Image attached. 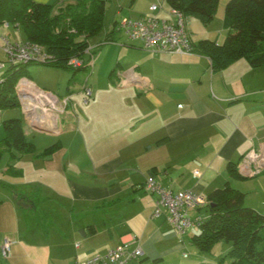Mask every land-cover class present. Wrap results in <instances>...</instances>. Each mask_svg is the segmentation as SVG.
<instances>
[{"label":"crops","instance_id":"0c3cea01","mask_svg":"<svg viewBox=\"0 0 264 264\" xmlns=\"http://www.w3.org/2000/svg\"><path fill=\"white\" fill-rule=\"evenodd\" d=\"M3 37L12 40L10 34ZM118 40L120 50L146 51L123 35H114L113 43ZM146 52L152 53L151 65L126 69L121 59L107 83L94 69L85 79L76 81V75L67 81L68 73L45 66L30 67L29 78L19 81L21 107L0 111V125L22 119L35 152L0 161V264H75L117 246L141 248L144 264L157 259L213 264L206 252L193 248L196 234L180 236L166 213L153 216L155 196L144 188L151 174L166 187L207 198L230 183L246 194L247 206L264 215V67L240 59L214 71L197 51L188 56ZM97 81H102L99 91H112L100 100ZM86 86L93 90L87 104ZM65 98L70 103L59 112L53 104ZM35 123L51 132H38ZM56 143V151L42 155ZM249 152L263 159L262 172L254 177L238 170ZM231 164L238 175L230 173ZM90 226L96 233L87 231ZM6 241L11 242L8 258L2 256ZM223 245L231 250V244ZM187 249L192 258L184 257Z\"/></svg>","mask_w":264,"mask_h":264},{"label":"trees","instance_id":"16d2710c","mask_svg":"<svg viewBox=\"0 0 264 264\" xmlns=\"http://www.w3.org/2000/svg\"><path fill=\"white\" fill-rule=\"evenodd\" d=\"M165 1L169 8L180 11L186 18L193 17L209 25L214 21L219 0ZM106 6L107 0H76L67 3L65 9L58 8L56 13L57 5L34 0H0V24L22 28L26 42L43 47L50 57L46 62L29 61L8 67L0 83V111L21 107L17 85L21 79L29 78V68L33 65L62 68L73 72L72 78L78 72H89L91 65L84 56L90 49L89 39L103 29ZM223 27L227 36L222 44L204 39L194 46V51L211 61L214 71L240 59L248 60L254 68L264 67V0H229ZM115 33L112 29L105 43L114 42ZM74 58L82 60V65H72ZM3 127L6 136L0 141V161L6 155L14 158L16 154L35 152L22 119L5 120ZM58 147L56 143L42 155H49ZM229 171L238 175L233 164L229 165ZM208 199L210 218L201 226L200 233L191 238L192 242L201 251L209 252L217 242L223 241L232 245L227 254L231 264H264V215L246 205V194L226 183ZM87 231L96 233V228L90 226ZM155 264H161V260H155Z\"/></svg>","mask_w":264,"mask_h":264},{"label":"built area","instance_id":"2783aa9c","mask_svg":"<svg viewBox=\"0 0 264 264\" xmlns=\"http://www.w3.org/2000/svg\"><path fill=\"white\" fill-rule=\"evenodd\" d=\"M162 4L151 6V15H143L139 18H123L114 25L115 32L123 35L128 43L139 44L146 51L188 56L194 53V44L187 29L186 17L178 10L169 8L164 17H160ZM6 27L9 23L4 24ZM3 51L7 62H0V70L6 69V64L15 65L29 61L46 62L50 59L45 49L37 44L29 42H16L6 37L3 38ZM90 50V49H89ZM74 66H81L83 61L74 58L70 62ZM92 69V68H91ZM87 104L93 97L91 87L84 88ZM59 101L57 96H53ZM59 106L54 105L59 112H65L70 103V98L62 100ZM261 155L249 152L238 163L239 172L246 177H254L262 172ZM198 176L199 172H195ZM145 190L155 196L153 216L163 213L168 215V220L173 229L184 236L189 230H199L210 218V200L204 195L191 189L175 190L164 186L150 175L145 182ZM11 242L6 241L2 247V256L10 257ZM144 251L141 248L128 249L125 246H117L107 250L103 254L94 255L75 264H144ZM187 257V254H184Z\"/></svg>","mask_w":264,"mask_h":264},{"label":"rangeland","instance_id":"374dc122","mask_svg":"<svg viewBox=\"0 0 264 264\" xmlns=\"http://www.w3.org/2000/svg\"><path fill=\"white\" fill-rule=\"evenodd\" d=\"M229 2V0H219L217 4V11L215 14L214 21L209 25H203L200 23L196 18L193 17H187L186 18V24L187 29L190 33L191 39L193 44H198L201 40L204 39H214L217 40L219 44H222L227 36V31L223 27L224 23V16H225V6ZM69 2H62L57 5L54 12L57 13L58 8L65 9L66 4ZM153 4H162V8H160V12H158V15L161 14V16H165L168 13L169 5L165 0H128L126 5H120L117 1L113 0H107V6H106V13L104 17V25L101 32H99L97 35L93 36L89 39L90 43V50H88L84 56V59L87 63H89L92 69L95 70L96 74L102 72L103 76H105L102 80L103 82L107 83V77L109 74H111L113 67L116 65L117 62L120 63L119 60L123 59L124 62L123 65L126 67L133 66L134 63H139L141 66L146 67V65H151L152 63V53L142 51L137 48L132 47H118L116 44L119 42V40L115 43H105L106 36L111 33L112 29H114V22H120L123 18H138L140 15H151L152 12L150 11V8ZM122 7L123 9H120ZM140 14V15H139ZM10 34L12 40H27V36L22 28L16 29L13 25H9L6 27L5 25L0 24V62H7V57L5 53L3 52V35ZM117 37L120 36L118 33H115ZM120 50V51H119ZM7 68L0 70V83L3 80L4 72L8 69L10 66L9 64H6ZM114 65V66H113ZM33 66H45V65H33ZM49 69H60L64 72L68 73L70 76L68 77L67 81L72 77L73 72H70L68 70L62 69V68H54V67H48ZM91 69V70H92ZM76 77V81L83 78H87L89 76V73L87 71H81L78 72ZM48 80V75H43ZM54 81L56 83L60 82V76L54 75ZM96 75L94 76V78ZM59 81V82H58ZM102 81H97L94 84V91L96 94V97L98 100L103 99L106 96H109L111 94V90L107 91H99V88L101 87ZM67 83V82H66ZM84 84V82H83ZM106 87V86H105ZM104 88V87H103ZM41 89H43L41 87ZM58 93V92H57ZM59 94V93H58ZM84 98V97H83ZM78 100V99H77ZM76 100V101H77ZM19 109V108H16ZM14 109H8L5 110L6 112H10ZM6 136L5 130L2 125H0V141L4 139ZM190 233L193 234H199L198 230H189ZM226 244V243H223ZM220 242H217L210 252H206V255L210 257V263L213 264H231L228 261L227 254L228 252L225 250V246ZM197 248L196 245H194ZM187 251V257L192 258L193 254H190V250ZM193 251V250H192ZM189 252V253H188ZM194 252V251H193ZM198 252V251H197ZM204 252V251H203ZM224 254V255H223ZM190 256V257H189ZM194 258V257H193Z\"/></svg>","mask_w":264,"mask_h":264},{"label":"water","instance_id":"95a60500","mask_svg":"<svg viewBox=\"0 0 264 264\" xmlns=\"http://www.w3.org/2000/svg\"><path fill=\"white\" fill-rule=\"evenodd\" d=\"M33 127L38 132H42V133H49V132H51V130L49 128H47L45 125H41V124H38V123L33 124Z\"/></svg>","mask_w":264,"mask_h":264},{"label":"bare ground","instance_id":"6f19581e","mask_svg":"<svg viewBox=\"0 0 264 264\" xmlns=\"http://www.w3.org/2000/svg\"><path fill=\"white\" fill-rule=\"evenodd\" d=\"M52 122V121H51Z\"/></svg>","mask_w":264,"mask_h":264}]
</instances>
